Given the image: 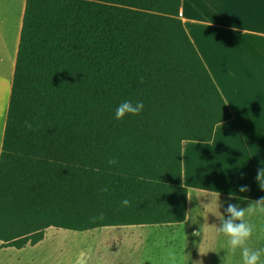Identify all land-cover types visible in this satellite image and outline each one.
Masks as SVG:
<instances>
[{
  "label": "trees",
  "instance_id": "1",
  "mask_svg": "<svg viewBox=\"0 0 264 264\" xmlns=\"http://www.w3.org/2000/svg\"><path fill=\"white\" fill-rule=\"evenodd\" d=\"M181 7L26 0L0 154L2 246L35 245L49 227L185 221L181 141H212L233 113ZM124 101L142 113L117 120Z\"/></svg>",
  "mask_w": 264,
  "mask_h": 264
},
{
  "label": "crops",
  "instance_id": "2",
  "mask_svg": "<svg viewBox=\"0 0 264 264\" xmlns=\"http://www.w3.org/2000/svg\"><path fill=\"white\" fill-rule=\"evenodd\" d=\"M25 7L26 0H0V154ZM180 12L191 40L233 113L231 119L217 124L212 141L184 140L183 183L201 189V200H210L214 192L221 194L222 203L231 192L242 202L258 200L264 197L256 179L258 170L264 168V0H182ZM240 185L248 186L250 191L239 193ZM192 196V201L187 200V212L200 202L195 191ZM203 216L206 213L200 207L190 219L202 223ZM180 225L186 232L199 227L186 220L168 225L105 226L100 230L109 236L108 241L126 247L132 255L150 240L154 245L156 239H164L174 231L180 237ZM192 243L194 249L195 239L189 240V248ZM12 247L2 246L0 240V252ZM139 259L146 260L144 256Z\"/></svg>",
  "mask_w": 264,
  "mask_h": 264
},
{
  "label": "rangeland",
  "instance_id": "3",
  "mask_svg": "<svg viewBox=\"0 0 264 264\" xmlns=\"http://www.w3.org/2000/svg\"><path fill=\"white\" fill-rule=\"evenodd\" d=\"M242 203L243 206L248 204V202ZM221 211H224V208ZM206 216L210 224L217 222L210 214L206 213ZM251 222L260 228L264 226V216L251 217ZM100 229L103 228L76 231L50 227L45 240L37 246L28 245L23 249L12 247L6 252H0V264H165L166 251L169 248H174L178 254H183L185 264H192V260L201 259L196 246L193 249V243L190 248L188 245L189 240L193 242L195 239L196 242L198 238L191 236L192 228L186 232L187 230L180 225L178 228L179 231L181 230L180 237L174 231L164 239H156L154 245L152 240L148 241L147 245L144 244L140 250L137 248L136 254L132 255L128 254L126 247L108 241L109 236L107 237L106 232ZM211 232L205 247L220 253L209 252L203 257L204 264H221L220 257L227 255L223 251L227 238ZM249 245L256 248L264 247V240H257L254 236L249 241ZM143 256L146 260L141 261L142 258L139 257ZM238 261H240L239 252L232 257L233 264H237Z\"/></svg>",
  "mask_w": 264,
  "mask_h": 264
},
{
  "label": "clouds",
  "instance_id": "4",
  "mask_svg": "<svg viewBox=\"0 0 264 264\" xmlns=\"http://www.w3.org/2000/svg\"><path fill=\"white\" fill-rule=\"evenodd\" d=\"M225 104H228L225 101ZM144 109V104L141 101L133 103L131 101L122 102L115 111V118L117 120L123 119L126 115H139ZM25 126L32 130L33 125L29 122H25ZM183 145L184 141H181L180 155L183 156ZM110 165H115L118 163L115 159H110L108 161ZM181 169L183 167V162H180ZM183 178V171L181 175ZM184 179V178H183ZM257 182L262 190H264V168L258 170ZM182 187L187 193V198L189 201L193 200V192L197 194V199L199 200L198 206L195 208L202 207L205 213L210 214L216 218V223H209L207 216H203V223L197 222L195 219H190L193 210L186 213L185 221L191 220L193 224H199L197 230L193 231L191 235L193 237H198L199 239L195 242V246L198 249L200 260H192V264H204L203 257L209 252H217L211 248H206L205 244L209 238L210 230L214 235L219 234L227 238V243L223 251L227 253L226 256H221V264H233L232 257L239 252L240 261L237 264H264V247H251L249 241L255 236L257 240H264V226L257 228V225L251 222V217L254 216H264V197L258 200H252L247 206H243L241 197L239 195H233L232 192L229 194V199L224 203L221 202L220 196L216 193H212V198L210 200L199 199V194L201 189H193L190 187H185L184 183ZM102 191H107L106 188ZM250 191L248 186L240 185L239 193H245ZM218 192V191H217ZM240 202H233V201ZM206 201V202H205ZM226 203V208L224 204ZM132 202L128 199H124L121 202L122 207H130ZM224 208V211L221 209ZM98 219H103V213H100ZM94 218V219H96ZM187 236V234H186ZM188 238V236H187ZM165 264H185V256L183 254H178L174 248H169L166 251Z\"/></svg>",
  "mask_w": 264,
  "mask_h": 264
},
{
  "label": "built area",
  "instance_id": "5",
  "mask_svg": "<svg viewBox=\"0 0 264 264\" xmlns=\"http://www.w3.org/2000/svg\"><path fill=\"white\" fill-rule=\"evenodd\" d=\"M180 15H181V12H180Z\"/></svg>",
  "mask_w": 264,
  "mask_h": 264
}]
</instances>
